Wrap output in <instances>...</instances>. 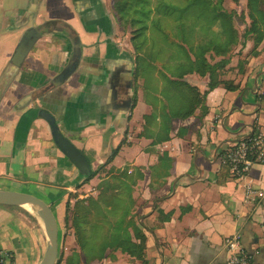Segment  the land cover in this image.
Returning <instances> with one entry per match:
<instances>
[{"label": "crops", "instance_id": "obj_1", "mask_svg": "<svg viewBox=\"0 0 264 264\" xmlns=\"http://www.w3.org/2000/svg\"><path fill=\"white\" fill-rule=\"evenodd\" d=\"M123 28L108 0H0V189L50 206L59 264H226L234 234L264 264V161L235 179L220 160L229 143L264 131V37L241 71L227 63L234 88L210 89L206 74L175 76L186 43L140 59ZM243 42L245 54L254 43ZM180 82L200 97L185 117ZM48 116L89 171L58 147ZM78 200L85 252L72 225ZM126 238L143 243L140 257L109 245ZM46 245L36 213L0 205V249L13 255L5 264H39Z\"/></svg>", "mask_w": 264, "mask_h": 264}, {"label": "rangeland", "instance_id": "obj_2", "mask_svg": "<svg viewBox=\"0 0 264 264\" xmlns=\"http://www.w3.org/2000/svg\"><path fill=\"white\" fill-rule=\"evenodd\" d=\"M118 1L119 0H108V3L119 25L125 27L123 29L128 35L124 37L126 40L133 36V28H146L144 31L147 42L142 46L143 48L139 50L141 54L143 52L148 54L152 52L151 49H153L154 54H160L162 44L172 45V43L182 42L180 28L185 32L188 44H191L193 47H197L198 45L209 41H213V43L225 42L227 35L225 31L219 28L221 27L220 21L217 19L210 21L211 14L209 10L211 8L227 14L231 19V24L237 30V44L227 49V52L225 51V53L223 52V54L218 55L215 54L213 49L206 52L208 61L211 64H217L216 74L218 79L227 81L224 77H227L235 68L229 65L227 68V63L232 61L234 63L237 62L236 67H239L240 65L238 64L246 62L247 60L245 58L255 52V49H247V53L243 54L244 48L241 47L244 43L243 40L247 37L245 30L250 24V19L247 15V0H203L207 3H204L205 6H203V4H196L195 2H192L193 0H142L145 3L144 10L143 7L139 5L142 8V11L138 14L143 15L145 10H148V13L144 21L138 23L135 27L132 26V19L135 18V21L141 20V18L139 15H133L134 8H128L127 12L123 11L120 13L119 9L121 6ZM125 1L126 7H129L128 4H130V0ZM138 2L139 0H133V5H135V3L137 5ZM166 6H168L167 9ZM122 14L125 15L124 18L122 17L123 19L120 18V15L122 16ZM128 28L129 31L126 30ZM148 62V68L150 69L152 77H154V73L157 71L155 66L152 65L149 60ZM154 62H161V60L160 58H156ZM161 67L164 72L168 73V66L166 67L167 69L164 68V66ZM169 67L172 68V66ZM171 68H169V72H171L170 70H173ZM156 76L161 77V74H157Z\"/></svg>", "mask_w": 264, "mask_h": 264}, {"label": "trees", "instance_id": "obj_3", "mask_svg": "<svg viewBox=\"0 0 264 264\" xmlns=\"http://www.w3.org/2000/svg\"><path fill=\"white\" fill-rule=\"evenodd\" d=\"M233 1H237V0H233ZM130 4H128L129 7H126V1L125 0H119L118 3L120 4L121 8L120 13L127 12L128 8H134L133 9V15L137 16L139 15V17L141 18V20H135V18L132 19V26L135 27L138 25V23L144 21V19L146 18V15L148 13V10H145V13L142 14H138L139 12L144 10V6L145 3L142 0H139L138 4L133 5V0L129 1ZM192 2H195L196 4H203V6H205V4H207L205 1L203 0H193ZM205 3V4H204ZM141 7H140V6ZM168 6H166L167 9ZM207 7V6H206ZM264 0H247V15L250 19V24L248 25V27L245 30V33L247 34L246 36H250L253 39V43H254V47L252 49H255L256 46L258 45V43H260V41L263 39L264 37ZM210 12V21L212 20H219L221 23V27H219L221 30L225 31L226 35H227V39L225 40V42H215L213 43V41H209L206 42L204 44L198 45L197 47H193L191 46V44H188V42L186 41V37H185V32L183 29L180 28V32H181V41L183 43H186L188 46L186 47H181L179 49V51L182 52L183 54V60L180 61L177 66L175 67V76L177 77H183L184 74L186 73H193L196 72L200 75H208L209 77V82H208V88H213L215 86H217L220 83H223L224 85H226V87L228 88H234L235 86H232V83L229 81H223V80H219L216 74V65L217 64H211L207 57H206V52L209 50H212L215 52L216 55L218 54H223V52L225 53V51L231 47H233L234 45L237 44L236 42V34H237V30L235 29V27L231 24V19L230 17L222 12H218L217 10H214L213 8H211L209 10ZM142 15V16H141ZM125 17V15L122 14V16L120 15V18L123 19ZM208 21V22H210ZM146 28H133V36H132V41H134L135 43V49L137 51L141 50L143 47V45H145L146 43V38H145V30ZM209 29V28H208ZM246 37V38H247ZM140 39V40H138ZM138 41V42H137ZM153 52V51H152ZM227 52V51H226ZM143 54V55H142ZM141 54V58L143 59L145 56L149 55L153 56L152 54H145L142 53ZM243 63L246 62H242L239 66V69L242 70L241 66ZM141 71L143 74H145L146 72V65H142L141 66ZM176 81H171V83H174ZM181 85H183L187 91L189 92V98L187 101V104L184 108L183 111H180L178 114L176 115H180V116H187L189 114H191L194 110V107L199 103L200 101V97H199V93L197 92V90L188 85L187 83H183L180 82ZM115 153V151L112 152V155ZM94 172L90 171L88 176H92ZM84 206L82 205V200H78L75 203V206L73 208V212H72V225L75 229V234L77 237V243L81 249V251L85 252L87 251V242L85 240L84 234H83V221H82V217H85L84 214V210H83ZM68 211H70L69 209V205L68 202L66 204V215L68 213ZM110 246H119L123 251L128 252L131 255H135L137 257H140V255L143 252L144 246L143 243L140 242L139 244H135L133 242H131L128 238L126 239H122L121 241L117 242L116 244H114L113 242H109ZM106 246V245H105ZM247 250V252L251 255L250 251L245 248ZM252 257V255H251ZM77 259V258H75ZM61 258H58L57 262L55 264H59L60 263ZM72 258H69V261H71ZM68 264V262H66ZM78 263V262H77ZM252 263H253V259H252Z\"/></svg>", "mask_w": 264, "mask_h": 264}, {"label": "water", "instance_id": "obj_4", "mask_svg": "<svg viewBox=\"0 0 264 264\" xmlns=\"http://www.w3.org/2000/svg\"><path fill=\"white\" fill-rule=\"evenodd\" d=\"M28 34V33H27ZM27 34L23 40L27 39ZM31 45V40H26ZM23 51V50H22ZM22 51L15 54L13 64H19L22 59ZM48 122L52 127V135L62 152L75 164L81 172L89 171V165L85 156L66 139L55 124L54 118L48 116ZM0 205L25 206L29 205L43 222L47 245L39 264H55L58 257V227L56 218L50 206L41 198L26 192L0 189Z\"/></svg>", "mask_w": 264, "mask_h": 264}, {"label": "built area", "instance_id": "obj_5", "mask_svg": "<svg viewBox=\"0 0 264 264\" xmlns=\"http://www.w3.org/2000/svg\"><path fill=\"white\" fill-rule=\"evenodd\" d=\"M223 165L228 166L231 177L243 178L254 164L264 161V131H258L239 140H235L220 154ZM253 189L246 188V198L250 199ZM228 252L226 264H252V257L245 249L241 236L234 234L224 239ZM13 255L0 249V264L10 261Z\"/></svg>", "mask_w": 264, "mask_h": 264}, {"label": "bare ground", "instance_id": "obj_6", "mask_svg": "<svg viewBox=\"0 0 264 264\" xmlns=\"http://www.w3.org/2000/svg\"><path fill=\"white\" fill-rule=\"evenodd\" d=\"M24 207H25L26 209H28L29 211L34 212L33 209H32L29 205H25ZM34 213H35V212H34Z\"/></svg>", "mask_w": 264, "mask_h": 264}]
</instances>
